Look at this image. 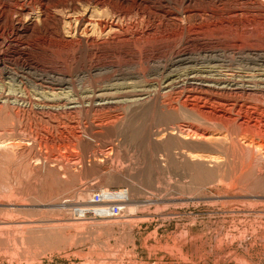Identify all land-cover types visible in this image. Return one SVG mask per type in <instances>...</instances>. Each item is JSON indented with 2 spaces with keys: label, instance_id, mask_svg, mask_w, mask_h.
Segmentation results:
<instances>
[{
  "label": "rangeland",
  "instance_id": "obj_1",
  "mask_svg": "<svg viewBox=\"0 0 264 264\" xmlns=\"http://www.w3.org/2000/svg\"><path fill=\"white\" fill-rule=\"evenodd\" d=\"M0 264H264V0H0Z\"/></svg>",
  "mask_w": 264,
  "mask_h": 264
},
{
  "label": "bare ground",
  "instance_id": "obj_2",
  "mask_svg": "<svg viewBox=\"0 0 264 264\" xmlns=\"http://www.w3.org/2000/svg\"><path fill=\"white\" fill-rule=\"evenodd\" d=\"M234 6V5H233ZM191 17V16H190ZM208 77V76H207ZM196 78V77H195ZM206 78V77H205ZM206 80H208V78H206ZM193 86V85H192ZM202 86H204V87H212V85H209V84H203ZM128 92V91H127ZM130 92V91H129ZM137 95H143V94H137ZM98 96V95H97ZM234 115V114H233ZM217 134V133H216ZM224 135V134H223ZM205 138V140L206 141H208V142H213V143H215V142H219V141H222L223 139H224V137H222V134L221 133H219L218 135H216V136H214V137H207V136H205L204 137ZM226 138V137H225ZM252 146H256V144L254 143L253 144V142L252 143H250ZM258 146H260V145H258ZM106 194H108L107 196L109 197V198H116V197H126V193L125 192H114V191H112L111 193H106ZM90 207V206H89ZM78 210H81V211H83V209H81V208H78ZM98 211H99V213L100 212H102V213H107V212H109L110 210L108 209V208H101V209H99V208H96L95 209V212H97L98 213ZM82 213H84V211L82 212Z\"/></svg>",
  "mask_w": 264,
  "mask_h": 264
},
{
  "label": "built area",
  "instance_id": "obj_3",
  "mask_svg": "<svg viewBox=\"0 0 264 264\" xmlns=\"http://www.w3.org/2000/svg\"><path fill=\"white\" fill-rule=\"evenodd\" d=\"M118 210V209H117Z\"/></svg>",
  "mask_w": 264,
  "mask_h": 264
}]
</instances>
